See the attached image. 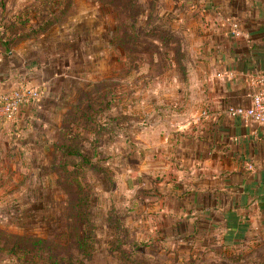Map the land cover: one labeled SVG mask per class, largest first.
<instances>
[{
    "label": "rangeland",
    "instance_id": "374dc122",
    "mask_svg": "<svg viewBox=\"0 0 264 264\" xmlns=\"http://www.w3.org/2000/svg\"><path fill=\"white\" fill-rule=\"evenodd\" d=\"M200 1L0 0V37L25 12L47 31L20 44L58 39L43 66L65 53L71 73L50 79L76 78L48 108L46 82L29 85L0 42V96L41 92L12 116L0 110V264H264V242L228 243L224 223L190 227L192 173L180 161L190 115L180 111Z\"/></svg>",
    "mask_w": 264,
    "mask_h": 264
},
{
    "label": "crops",
    "instance_id": "0c3cea01",
    "mask_svg": "<svg viewBox=\"0 0 264 264\" xmlns=\"http://www.w3.org/2000/svg\"><path fill=\"white\" fill-rule=\"evenodd\" d=\"M200 4L203 30L196 37L195 30H190L195 40V54L190 56V109L180 111L190 115V122L182 124L190 126L184 129L187 150L180 157L181 162H189L192 173L190 212L194 219L209 211L219 212L218 223H224L228 243L242 244L247 239L252 244L264 242V124L228 113L230 107L250 106L261 88L258 75L264 72V0H201ZM236 23L238 35L234 34ZM49 39L24 42L10 50L12 60L2 59L15 63L20 76L30 80L29 85L33 80L46 82L41 89L46 107L52 108L62 105L63 90L76 78L59 76L63 77L61 86L50 79L58 71L70 74L67 69L74 63L66 62L69 67L63 68L62 56L66 54L61 53V58L60 54L51 57L55 63L45 70V53L55 52L60 44L56 38V42ZM64 44L72 47L71 40ZM230 214L234 219L231 224Z\"/></svg>",
    "mask_w": 264,
    "mask_h": 264
},
{
    "label": "built area",
    "instance_id": "2783aa9c",
    "mask_svg": "<svg viewBox=\"0 0 264 264\" xmlns=\"http://www.w3.org/2000/svg\"><path fill=\"white\" fill-rule=\"evenodd\" d=\"M238 25H234V34L238 35ZM258 81L261 88L254 93L252 104L248 107L238 106L230 107L228 113L232 117H238L248 122L264 124V72L258 75ZM41 96L39 89L23 85L15 89L10 94L0 96V110L8 116L16 113L19 106L24 102L37 100Z\"/></svg>",
    "mask_w": 264,
    "mask_h": 264
},
{
    "label": "trees",
    "instance_id": "16d2710c",
    "mask_svg": "<svg viewBox=\"0 0 264 264\" xmlns=\"http://www.w3.org/2000/svg\"><path fill=\"white\" fill-rule=\"evenodd\" d=\"M5 5V4H4ZM2 3V6H4ZM27 11L29 12V8L27 7ZM25 12H21L20 16L17 17V19L14 21V23L10 24L11 26L13 25H17V26H23L25 24V29L24 30H16L17 32L19 31V36L15 37L13 36V40L15 43H12L13 40L12 38H7V33H8V28L11 26H5L4 24V31H1V37H0V42L3 46L6 47V51H10L11 50V46L12 45H18L23 41L26 40H30V39H34L36 36L38 35H43L47 30H44V27H36L34 25H30V22L28 19H31V17L25 18L23 19V14ZM232 213V212H230ZM233 214V213H232ZM230 214L228 216V223L231 224L233 223L234 219L233 217H231ZM206 215H208L206 217ZM214 215V216H213ZM224 216V214L222 213V217ZM202 216H198V218H196L194 220V222L190 225V227L193 229L194 234H199L200 231H206L208 230H212L213 227H215V225H219V219L221 218V215L219 212H211L209 211L208 214H205V217H202L203 219H201ZM207 218V219H206ZM229 230H231L233 232V228L231 229V226H228ZM207 230V232H208ZM206 235H200V239H204L201 237H205Z\"/></svg>",
    "mask_w": 264,
    "mask_h": 264
}]
</instances>
